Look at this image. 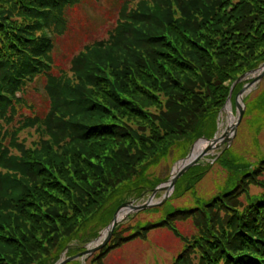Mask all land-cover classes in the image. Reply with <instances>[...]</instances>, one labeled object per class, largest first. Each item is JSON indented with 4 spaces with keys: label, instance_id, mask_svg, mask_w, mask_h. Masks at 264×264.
Listing matches in <instances>:
<instances>
[{
    "label": "trees",
    "instance_id": "1",
    "mask_svg": "<svg viewBox=\"0 0 264 264\" xmlns=\"http://www.w3.org/2000/svg\"><path fill=\"white\" fill-rule=\"evenodd\" d=\"M84 1L0 0V264H52L51 252L66 242L57 246L61 234L72 236L103 211L114 185L136 175L143 161L175 140L200 136L232 82L264 62V0H186L181 19L162 0H152L166 8L155 12L142 11L147 5L140 0L133 12L125 2L109 37L73 58L72 85L51 70L53 38L64 34L67 13ZM141 22L148 29L140 34L134 24ZM120 46L125 54L117 63L110 56L109 67L98 60L95 66L87 55ZM124 58L135 70L150 69L143 82L151 88L138 86L140 77H132ZM39 76L46 77L49 110L41 119L24 117L18 113L27 105L23 91ZM129 87H138L144 100ZM34 124L45 138L33 147L17 142ZM243 211L231 210L238 214L229 215L232 226L209 225L201 235L217 244L207 257L211 264H264V192ZM113 232L104 253L124 239L114 243Z\"/></svg>",
    "mask_w": 264,
    "mask_h": 264
},
{
    "label": "rangeland",
    "instance_id": "2",
    "mask_svg": "<svg viewBox=\"0 0 264 264\" xmlns=\"http://www.w3.org/2000/svg\"><path fill=\"white\" fill-rule=\"evenodd\" d=\"M138 1L140 0H132L130 3L128 0H85L71 8L67 13L66 31L63 35L53 38L51 70L55 77L59 75L65 77L67 83L74 85L78 75L71 72L73 58L86 47L106 40L115 27L120 16V9L125 2L127 12H133L138 10L136 6ZM141 1L147 5H144L146 9L142 11L154 9L155 12L166 9L160 5L154 6L155 3L152 0ZM162 2L175 13V17L181 19L183 15L180 5L184 6L186 0H162ZM193 24L195 23L192 22ZM134 29L141 34L148 27L141 22V24L135 23ZM44 33L46 36L49 35L45 29ZM126 47L128 48V45ZM119 48L105 56L97 55L100 48H93L87 55L90 60H93L92 63L95 66L99 64L98 60L104 67H109L111 59L115 60L113 63H117V56L125 54L123 47ZM186 53L190 55V58L195 57L189 47ZM110 56L111 59H109ZM123 60L127 64L124 66L129 69L132 77H140L141 82L138 86L142 85L145 89L151 88L143 82L145 74L152 76L150 69L148 72L135 70L128 58ZM262 63L254 69L255 71H249L237 82V89H232L230 95L228 92L229 99L227 95L219 110H210V113H216L210 117V122H206L201 127L200 136L190 141L189 138L175 140L163 152L158 151L152 158L143 161L136 167L134 171L136 175L114 185V192L112 191L113 193L111 192L112 194L106 200L103 211L97 212L94 219L78 227L72 236H66V233L61 234V237L57 239V246L62 238L66 242L58 249V253L55 249L51 252L55 256L52 264L84 251L110 223L118 207L126 203L144 204L152 196L153 189L166 186L171 175L177 170H175L176 166L183 162L196 142L219 138L223 133L228 132L229 141L223 140L216 144L194 165L186 169L176 179L171 189L157 190L150 199L153 206L129 212L121 216V219L119 218L120 221L114 229L113 242L118 243L119 238L124 239L118 245L111 247L105 253L102 251L104 246L92 254L64 263L211 264L207 257L208 254L212 256L217 244L213 241L209 244L207 239L213 240L211 235L203 237L202 240L200 237L203 232L209 228V225L214 230L232 226L227 223L229 215L238 214L231 210L242 212L252 197L264 192V164H262L264 162V74L257 79L260 71H256ZM105 76L111 80L106 70ZM46 83L44 76L27 81L23 91V98L27 105L22 106L18 113L26 115L24 117L37 119L46 115L50 107L49 98L45 92ZM245 85L248 87L241 97L242 100L238 101L242 116L233 133L229 130L230 121L232 119L233 124L236 122L239 110L235 107V101L238 92ZM129 89L137 95L132 97L144 100L138 87L136 89L129 87ZM160 92L161 90L158 95L161 98ZM116 94L122 95L118 91ZM227 103L231 105L230 115L225 110ZM131 126L135 131H139L136 124ZM40 129H37L35 124L24 128L18 134L17 142L25 147L35 146L39 139L45 138ZM143 131L145 132L146 129L143 128ZM10 153L16 154L15 149L11 147ZM184 161L187 162V159ZM101 165L99 166L102 167ZM249 171L252 173H248ZM195 208L200 212H189L190 209ZM68 231L72 232V230ZM217 238L220 237L217 235ZM198 239H201L200 247ZM110 241L111 237L107 243ZM220 263L221 261L218 262Z\"/></svg>",
    "mask_w": 264,
    "mask_h": 264
},
{
    "label": "water",
    "instance_id": "3",
    "mask_svg": "<svg viewBox=\"0 0 264 264\" xmlns=\"http://www.w3.org/2000/svg\"><path fill=\"white\" fill-rule=\"evenodd\" d=\"M255 71V70H253ZM253 71H250V72H253ZM256 71H260L259 74L257 75V79H260L262 77V75L264 74V62L262 63V65L260 66V68L256 69ZM247 73H245L244 75H242L241 77H239L237 79V81H235L231 87H230V91H229V95H230V92L231 90L233 89L234 85L240 80L242 79ZM248 86H244L239 92H238V95H237V100L235 101V107L239 110L238 111V114H237V119H236V122L235 124H232L229 128L230 131H232L234 133V130H235V127L236 125L238 124L241 116H242V111H241V108H240V104L238 101L242 100V95L244 94L245 92V89L247 88ZM229 95H228V98L229 99ZM229 141V137H228V132H225L222 134L221 137L219 138H213V139H210V140H205L208 144L197 154V155H194L192 156V149L193 147L191 148L190 150V153L188 154V156L185 158L187 159V162H185L184 160V164L179 167L175 173H173V175H171L170 179L168 180L167 182V185L162 187H158V188H155L153 189L152 191V196L153 194L157 191V190H168V189H171L173 186H174V183L176 181V179L178 177H180V175L186 170L188 169L190 166L194 165L198 159H200L201 157H203L210 149H212L216 144L222 142V141ZM226 143V142H225ZM152 196L149 198L148 201H146L144 204H141V205H132L131 203H126V204H123L121 205L120 207L117 208V210L115 211L113 217H112V220L110 221V223L104 228L103 232L92 242L89 244V246L82 252L76 254L75 256H71L69 258H66L64 260H61L59 262H57L56 264H64L68 261H71V260H74L78 257H84L86 255H89V254H92L94 251H97L99 249H101L102 247H104L106 245V243L109 241L110 237H111V234L114 230V228L116 227V225L118 224V222L120 221V219L117 218V215L119 212L123 211V210H126L125 213L123 214L126 215L127 213L129 212H132V211H140V210H144V209H147L148 207L150 206H153L154 204H152L150 202V199L152 198Z\"/></svg>",
    "mask_w": 264,
    "mask_h": 264
},
{
    "label": "bare ground",
    "instance_id": "4",
    "mask_svg": "<svg viewBox=\"0 0 264 264\" xmlns=\"http://www.w3.org/2000/svg\"><path fill=\"white\" fill-rule=\"evenodd\" d=\"M225 110L229 113V115L231 114V105L230 103H227L225 106ZM233 120L231 119L230 121V125H232ZM208 143L206 141L203 140H199L198 142L195 143L193 149H192V156L197 155ZM185 162H181L178 164V166H176L175 170L178 169L179 167H181ZM126 210H123L121 212L118 213L117 218L119 219L121 216H123V214L125 213ZM121 219V218H120Z\"/></svg>",
    "mask_w": 264,
    "mask_h": 264
}]
</instances>
